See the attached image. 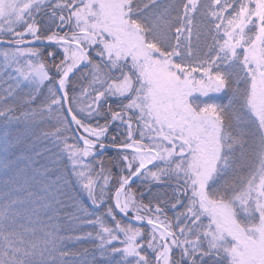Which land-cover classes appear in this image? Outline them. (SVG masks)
<instances>
[{
    "label": "snow or ice",
    "instance_id": "snow-or-ice-1",
    "mask_svg": "<svg viewBox=\"0 0 264 264\" xmlns=\"http://www.w3.org/2000/svg\"><path fill=\"white\" fill-rule=\"evenodd\" d=\"M0 264H264V0H0Z\"/></svg>",
    "mask_w": 264,
    "mask_h": 264
},
{
    "label": "trees",
    "instance_id": "trees-1",
    "mask_svg": "<svg viewBox=\"0 0 264 264\" xmlns=\"http://www.w3.org/2000/svg\"><path fill=\"white\" fill-rule=\"evenodd\" d=\"M85 86H86V85H85ZM115 154H116V152L106 151L105 154H104V156L101 157V159H102L103 162H104V166H105L106 168L111 167L110 161H112V160L115 159ZM93 163H94V166L96 167V169H97V171H98V170H99V164H98L97 162H95V161H94ZM112 171H113V173H115V172L118 171V169H116V168H112ZM84 246L91 247V245L88 244L87 242L84 244Z\"/></svg>",
    "mask_w": 264,
    "mask_h": 264
},
{
    "label": "water",
    "instance_id": "water-1",
    "mask_svg": "<svg viewBox=\"0 0 264 264\" xmlns=\"http://www.w3.org/2000/svg\"><path fill=\"white\" fill-rule=\"evenodd\" d=\"M108 151L116 152V150H115V149H108Z\"/></svg>",
    "mask_w": 264,
    "mask_h": 264
},
{
    "label": "rangeland",
    "instance_id": "rangeland-1",
    "mask_svg": "<svg viewBox=\"0 0 264 264\" xmlns=\"http://www.w3.org/2000/svg\"><path fill=\"white\" fill-rule=\"evenodd\" d=\"M111 131V130H110Z\"/></svg>",
    "mask_w": 264,
    "mask_h": 264
}]
</instances>
